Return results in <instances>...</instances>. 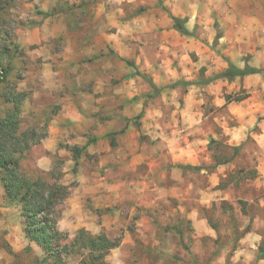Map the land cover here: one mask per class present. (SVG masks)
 Returning a JSON list of instances; mask_svg holds the SVG:
<instances>
[{
    "label": "rangeland",
    "instance_id": "1",
    "mask_svg": "<svg viewBox=\"0 0 264 264\" xmlns=\"http://www.w3.org/2000/svg\"><path fill=\"white\" fill-rule=\"evenodd\" d=\"M143 2L148 4L149 0H0V121L12 110L11 95L23 93L18 132L35 130V137L29 136V145L41 138L55 116L52 112L58 109V113L73 93L72 84L47 90L46 71L71 68L76 62L85 76L97 71L91 68L90 59L98 47H103L101 34L115 31L110 30V12L121 10L126 17L137 16ZM193 8L200 17L190 23L196 39L177 42L179 53L170 62L174 78L170 76L175 82L198 83L214 77L226 68L223 59L240 69L248 64L264 70V0H193ZM95 12L104 15L94 19ZM215 22L221 39L212 50ZM182 44L184 52L179 49ZM45 49L50 51L51 60H43ZM79 52L89 54L80 60L76 58ZM248 55L251 57L246 60ZM228 96L244 100L226 105ZM154 106L162 110L157 133L169 141L160 150L167 158V162L161 158L166 174L180 170L171 161L174 156H183L184 149L191 167L200 171H187L190 178L186 182L191 188L183 193L184 200L159 190L158 195H136V203L113 205L112 209L124 211L127 224L100 232L110 241L119 242L104 263L264 264V259L257 260L261 247L264 255V76L230 83L222 80L208 86L181 85ZM133 123L137 124L135 119ZM87 139L92 140L90 135ZM146 140L141 136V143ZM34 147L0 169V264H52L41 248L25 238L22 206L7 205L2 180L6 172L14 170L32 181L72 186L67 199L55 206L57 228L68 235L67 244L77 232H87L78 229L67 233L66 229H72L71 217L59 228L65 209L79 206L67 200L73 199L76 174L81 169L86 174L89 169L87 156L84 162L79 161L85 151L79 153L76 166L74 159L67 166V158L53 157L51 169L44 171L36 166L38 150ZM59 148L66 150L69 146L61 144ZM83 204L91 215L95 214L89 206L90 198H84ZM131 209L134 213L128 220L126 211ZM106 210L110 212L101 210V215L112 211ZM143 217L147 224L137 226ZM138 228L143 234L136 232ZM125 236L128 242L121 245ZM249 237L256 240V247L241 254V241ZM86 253L62 255V264H90Z\"/></svg>",
    "mask_w": 264,
    "mask_h": 264
},
{
    "label": "crops",
    "instance_id": "2",
    "mask_svg": "<svg viewBox=\"0 0 264 264\" xmlns=\"http://www.w3.org/2000/svg\"><path fill=\"white\" fill-rule=\"evenodd\" d=\"M156 4L157 0H149L148 4L143 2L146 10L133 17H126L121 10L110 12V30L115 31L101 34L103 47H98L90 59L93 64L91 68L98 69L94 73L85 76L83 70L80 72L76 67L79 62L71 68L58 67L57 71L50 68L45 73L47 90L72 84L74 91L69 97L70 102L50 121L45 139L34 147L38 150L36 166L49 171L53 157L67 158V166L73 164L70 153L59 148L61 144H67L69 148L86 147L79 161L84 162L85 156L88 157L86 164L89 169L86 174L83 169L76 174L77 187L71 193L73 199L67 200L79 206L76 209L67 207L59 222L62 229L64 220L71 217L72 229H66L69 234L85 229L90 235L97 236L103 230L119 229L127 222L124 211L112 209L113 205L136 203V195H158L159 190L176 200H184L185 192L191 188L186 182V178H190L186 168L191 167L192 163L185 149L183 156H174L171 161L173 166L178 164L180 170L173 169L166 174L167 170L161 163V158L167 162V158L160 154L161 147H165L169 141L157 133L162 110L155 108L154 103L164 100L175 89L163 91L157 98L147 100L146 97L152 92L150 87L141 78L133 76L138 72L160 89L176 83L170 70L171 57L175 58L179 53L177 42L182 43L186 38L172 30V22ZM162 6L175 18H186V28L190 32L193 29L191 20L200 18L194 14L193 0H162ZM103 15L101 12L93 13L94 19H100ZM183 45L179 48L181 52L185 51ZM43 51V60H51L50 51ZM88 54L79 52L76 58L82 60ZM124 61L132 63L134 68L129 69ZM45 66L50 64L46 63ZM85 85H88L86 89ZM140 114L142 117L137 122V128L133 120ZM186 128L187 125H184L183 130ZM122 131L123 134H120ZM87 135L95 142L87 145ZM111 135H115L112 140L114 146L109 137ZM141 136L147 139L146 142L141 143ZM187 148L190 150L189 146ZM159 166L164 170L158 171ZM76 196L77 199L74 198ZM84 198H90L92 210L111 209V213L100 217L91 215L84 207ZM180 210L186 212L185 208ZM126 212L129 220L134 209ZM83 219H88V223H81ZM144 224L147 221L143 217L137 226L143 227ZM138 229L136 232L143 234ZM126 238L121 245L128 242ZM241 242V254L249 247H256L254 238L249 237Z\"/></svg>",
    "mask_w": 264,
    "mask_h": 264
},
{
    "label": "trees",
    "instance_id": "3",
    "mask_svg": "<svg viewBox=\"0 0 264 264\" xmlns=\"http://www.w3.org/2000/svg\"><path fill=\"white\" fill-rule=\"evenodd\" d=\"M157 8H160L172 22V30L178 35L188 39H196L195 33L189 31L186 28L188 20L178 19L172 16L163 6L162 0H157ZM146 9L142 8L137 13H143ZM47 17V15H43ZM215 31V37L213 45L211 47L214 50L215 45L221 39V33L219 26L215 22L213 24ZM251 56L248 55L246 60ZM226 64V68L214 77L200 81L198 83H184L176 82L164 88H157L153 82L144 75L136 72L133 76L141 78L151 89V94L146 97L147 100L157 98L163 91L174 90L179 86H208L217 81L233 82L236 79H244L247 77L262 75L264 76V70L250 67L248 64L243 69L236 67L234 64L226 59H223ZM125 65L129 68H134V65L128 61H124ZM12 110L6 114L3 120L0 121V169L6 168L15 156L24 155L29 149L38 145L46 137V133L39 138L37 141L29 145V136L35 137V130L29 132L19 133V122L20 117V105L22 100L25 98V94L14 92L12 95ZM244 98H232L230 96L225 98L226 105L230 103H237L243 101ZM58 109L52 112V115H56ZM142 117V114L136 117L135 122H138ZM138 128V124L135 123ZM123 134V131L120 133ZM115 135H111L112 139ZM95 140H89L87 145L94 143ZM85 148H66L67 151L73 154L75 160V166L79 153L85 151ZM234 152L237 148L233 149ZM16 162V161H15ZM14 162V163H15ZM189 171H200V168H186ZM58 177H56L57 179ZM3 185L5 191V201L8 206H22V215L24 218L23 233L25 238L29 242H33L42 252L47 256L48 260L52 264H62V255H66L70 252H87L86 256L89 258L90 264H105V258L108 253L119 247L118 241H110L104 233H100L97 236L89 235L87 232L81 230L77 232L74 240L67 244L68 235L58 231L57 228V215L55 212V206L58 202L64 201L70 195L72 186L65 187L63 185H50L48 182L43 180H29L23 178L18 172L12 170L6 172L3 175ZM59 181V180H55ZM104 212H110L105 210ZM102 211H95L97 216H100ZM263 248L261 247L258 251L257 260H263Z\"/></svg>",
    "mask_w": 264,
    "mask_h": 264
}]
</instances>
